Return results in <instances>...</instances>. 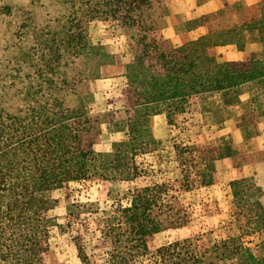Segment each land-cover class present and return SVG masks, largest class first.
<instances>
[{"label": "trees", "instance_id": "obj_1", "mask_svg": "<svg viewBox=\"0 0 264 264\" xmlns=\"http://www.w3.org/2000/svg\"><path fill=\"white\" fill-rule=\"evenodd\" d=\"M172 1H8V35L0 44V264H52V233L63 227L53 215L57 191L123 183L133 185L123 196L110 192L107 210L99 202L68 208L65 228L89 218V229L108 245L107 264H142L148 257L162 264H264V190L256 180L264 150L252 144L264 112L259 97L244 89H264V2L219 0L221 11L203 20L209 35L175 46L160 35ZM95 21L113 23L126 38L131 60L124 68L92 41ZM250 40L262 51L247 52ZM229 45L243 53L241 61L221 60L218 48ZM119 74L126 80L122 108L94 112L95 82ZM191 108L221 117L218 123L237 110L243 141L180 139L176 116ZM160 115L169 128L165 139L152 127ZM104 127L123 138L99 153ZM145 156L154 160L147 167L140 162ZM221 160L238 175L230 189L239 234L209 231L156 247L157 234L189 224L178 198L214 185ZM172 162L176 179L166 177ZM73 241L81 263L92 264L83 236Z\"/></svg>", "mask_w": 264, "mask_h": 264}, {"label": "rangeland", "instance_id": "obj_2", "mask_svg": "<svg viewBox=\"0 0 264 264\" xmlns=\"http://www.w3.org/2000/svg\"><path fill=\"white\" fill-rule=\"evenodd\" d=\"M8 1L0 0V44L3 43V37L8 35ZM19 1V0H18ZM24 2L25 0H20ZM27 1V0H26ZM90 36L94 43L102 44L106 50L114 55L115 60L121 68H124L131 60L127 40L120 35L111 22L95 21L90 26ZM115 80H106L95 82L96 103L94 112L105 113L121 109L123 99L121 96L122 88L125 86V78L121 79V74L117 75ZM112 79V78H109ZM252 96L259 97V106L261 112H264V89H259L255 85H249L244 88ZM244 96L243 98H245ZM239 112L235 110L230 114L231 118L224 123H218L220 118L214 119L207 115H201L198 108H191L186 114L176 116V124L179 127L176 135L184 141H208L220 136L232 135L238 142H242L241 131L236 127L235 116ZM226 116V115H225ZM224 116V117H225ZM153 119L152 127L157 139H165L169 135V128L165 118ZM161 120V121H160ZM263 130L262 135L255 141V149H264V126L260 125ZM123 135L112 133L104 127V133L101 142L96 146L99 153L109 152L114 142L121 141ZM146 167L154 162L151 156H145L140 160ZM226 161L218 165L215 174V183L210 187H198L192 192H183L178 198V206L185 209L190 215V222L187 226L167 230L157 234L153 241L156 247H162L171 243L194 237L209 231L220 233L223 236L228 234L238 235L239 230L234 221L233 211L231 209L232 194L230 182L237 179L236 170H233ZM166 177L176 179L179 177V170L176 163L169 165ZM244 173L249 177L250 169L245 168ZM256 180L264 190V167L259 164L256 166ZM130 183L117 185L101 186L93 184L84 187L80 184H69L55 193L58 199V206L55 208L53 215L57 218L62 228L55 229L52 233V264H82L75 245L74 238L82 235L86 246L87 253L92 264H107L108 245L99 233L89 229V218H81L76 222L75 229L68 231L65 225L68 221V208L72 204L99 202L102 210H107L112 201L108 199V194L123 196L127 189L132 186ZM258 242V239L255 240ZM142 264H162L161 261L154 257H148L143 260Z\"/></svg>", "mask_w": 264, "mask_h": 264}, {"label": "crops", "instance_id": "obj_3", "mask_svg": "<svg viewBox=\"0 0 264 264\" xmlns=\"http://www.w3.org/2000/svg\"><path fill=\"white\" fill-rule=\"evenodd\" d=\"M232 2L234 4H241L243 6L249 7L260 5L264 2V0H232ZM221 9L222 7L219 0H173L169 7V14L164 20V26L160 30V35L164 40L171 41L175 46H182L192 41L206 37L209 35V28L206 24H204L203 20L208 16L220 12ZM262 49L263 47L260 43L252 40L245 44V50L249 53H259L262 51ZM218 52L221 60L225 62L241 61L243 58V53L239 51L235 45L219 47ZM122 78L125 77L121 75V79ZM115 79L116 78L103 79L100 81ZM245 96L246 97L244 99L249 97V95ZM162 117L164 116H155L152 118V120L155 118L162 119ZM262 133L263 130H261L259 136H256L252 139V144L254 146L253 149L256 148V139H258ZM255 150L262 151L257 149ZM226 161L229 160L218 161L216 163V169H218L219 164H225ZM228 165L231 166L230 161Z\"/></svg>", "mask_w": 264, "mask_h": 264}]
</instances>
